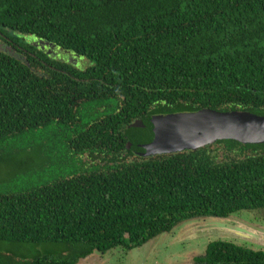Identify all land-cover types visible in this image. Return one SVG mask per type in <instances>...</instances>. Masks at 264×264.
<instances>
[{
	"label": "trees",
	"instance_id": "obj_1",
	"mask_svg": "<svg viewBox=\"0 0 264 264\" xmlns=\"http://www.w3.org/2000/svg\"><path fill=\"white\" fill-rule=\"evenodd\" d=\"M0 44V160L37 142L48 166L31 187L0 189V242L24 248L0 264H76L264 209V144L127 148L151 140L153 115H264V0H0ZM136 120L145 128H127ZM193 259L264 264V249L214 239Z\"/></svg>",
	"mask_w": 264,
	"mask_h": 264
},
{
	"label": "water",
	"instance_id": "obj_2",
	"mask_svg": "<svg viewBox=\"0 0 264 264\" xmlns=\"http://www.w3.org/2000/svg\"><path fill=\"white\" fill-rule=\"evenodd\" d=\"M69 55L72 54L69 52ZM149 123L152 133L150 141L135 145L130 141L127 142V148L131 149L136 156L143 158L195 151L224 140L235 141L243 145L264 144V115L256 116L244 111L218 112L203 109L189 113L153 115L149 118ZM127 128L143 129L145 124L141 120H136ZM203 221L204 223L198 224L200 230L205 228L216 231L215 235L210 234L206 237L236 239L241 242H254L257 235L264 238L263 228L232 216ZM160 236L150 240L147 244ZM99 255L104 254L92 253L79 261L89 263L93 258L100 257Z\"/></svg>",
	"mask_w": 264,
	"mask_h": 264
},
{
	"label": "rangeland",
	"instance_id": "obj_3",
	"mask_svg": "<svg viewBox=\"0 0 264 264\" xmlns=\"http://www.w3.org/2000/svg\"><path fill=\"white\" fill-rule=\"evenodd\" d=\"M30 42L32 41L28 40V43ZM53 49L54 48L48 50L46 54L57 60H66L69 63L72 62V64L76 62V59L69 56V52L61 49ZM74 65L82 70L86 67V61L77 59ZM49 142L50 141L45 140L44 144L48 145ZM30 146H32L31 149H24V146L18 147L22 149H19L18 152L12 151V155L9 156H7L6 153L2 154V160H0V189L2 191H8V189L17 191L19 188L31 187L36 183L37 178L35 177V171L41 174L48 171V166L46 165L42 164V166L39 167L40 161L38 159L41 154L39 153V147L41 145L37 142H31ZM10 156H14V158H9ZM60 166L62 169L65 166L66 168L69 167V165L64 162H61ZM15 173L17 174L14 178L18 176L19 178L14 179L11 185L8 184V182L11 181L10 178ZM232 217L264 229V209L242 211ZM207 219H193L182 222L169 233L158 237V239L152 243L145 244L129 252H123L121 249H114L104 255H99L100 257L98 258H93L89 263L78 261L76 264H193V257L202 255L206 245L217 238L206 237L210 234L215 235L216 231H210L205 228L203 230L199 229L198 224L204 223L203 220ZM230 241L238 242L253 250L264 249V238L260 235H257L253 240L254 242H241L236 239H231ZM22 251H24L22 247H17L7 242H0V257L4 262H7L12 254H19ZM38 251L41 254H46L53 250L52 247L45 246L39 248ZM69 254L75 255L78 254V251L74 250Z\"/></svg>",
	"mask_w": 264,
	"mask_h": 264
},
{
	"label": "flooded vegetation",
	"instance_id": "obj_4",
	"mask_svg": "<svg viewBox=\"0 0 264 264\" xmlns=\"http://www.w3.org/2000/svg\"><path fill=\"white\" fill-rule=\"evenodd\" d=\"M2 46H3V45H2V44H0V47H2ZM236 215H237V214H236ZM202 254H203V253H202ZM193 260H194V259H193ZM193 264H195V263H194V261H193Z\"/></svg>",
	"mask_w": 264,
	"mask_h": 264
}]
</instances>
